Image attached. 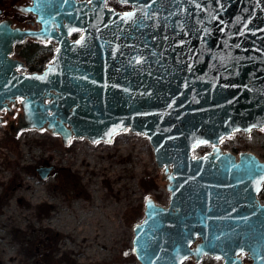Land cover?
Listing matches in <instances>:
<instances>
[{
  "label": "water",
  "instance_id": "95a60500",
  "mask_svg": "<svg viewBox=\"0 0 264 264\" xmlns=\"http://www.w3.org/2000/svg\"><path fill=\"white\" fill-rule=\"evenodd\" d=\"M116 1L129 7L28 0L14 5L27 25L0 18V110L20 108L8 128L44 127L62 143L146 136L168 199L146 195L132 225L140 264H264V160L219 146L264 127V0ZM26 39L53 42L38 71L12 55Z\"/></svg>",
  "mask_w": 264,
  "mask_h": 264
},
{
  "label": "rangeland",
  "instance_id": "374dc122",
  "mask_svg": "<svg viewBox=\"0 0 264 264\" xmlns=\"http://www.w3.org/2000/svg\"><path fill=\"white\" fill-rule=\"evenodd\" d=\"M27 1L0 0V18L23 26L11 6ZM19 113L16 105L0 114V264H140L131 251L132 225L142 217L146 195L163 205L168 199L146 136L126 129L108 141L71 136L62 143L44 127L10 130ZM221 146L264 158V129L237 131ZM39 165L52 166L43 178ZM201 259L188 257L185 264L221 261Z\"/></svg>",
  "mask_w": 264,
  "mask_h": 264
},
{
  "label": "trees",
  "instance_id": "16d2710c",
  "mask_svg": "<svg viewBox=\"0 0 264 264\" xmlns=\"http://www.w3.org/2000/svg\"><path fill=\"white\" fill-rule=\"evenodd\" d=\"M75 35V33H72ZM14 51L16 55L21 57L25 64V69L28 71H37L43 67V64L48 60L52 52L51 42H40L32 39H26L23 42L16 43L14 45ZM10 139L14 137V134L8 132ZM202 146L198 149L200 150ZM204 149V148H203ZM7 196H4L5 199ZM211 259L210 257H207ZM185 264V260L181 262Z\"/></svg>",
  "mask_w": 264,
  "mask_h": 264
},
{
  "label": "flooded vegetation",
  "instance_id": "af4514ba",
  "mask_svg": "<svg viewBox=\"0 0 264 264\" xmlns=\"http://www.w3.org/2000/svg\"><path fill=\"white\" fill-rule=\"evenodd\" d=\"M28 2V1H27ZM24 3H26V2H24ZM24 3H22V4H24ZM15 5V4H14ZM14 5H12L11 6V8L12 9H14L15 10V12H17V14L19 15V17H23V23H24V25L23 26H25V25H27V23H26V21L27 20H29V19H32L33 18V15L32 14H30V13H28V12H22V11H20V10H18V9H16V8H14ZM0 12H1V9H0ZM25 18H27V19H25ZM11 19V18H10ZM12 20V19H11ZM13 23V22H12ZM20 25V24H19ZM22 26V25H21ZM32 26H35V23L34 24H32ZM51 45H52V48H53V42H51ZM13 51H14V47H13ZM13 54V53H12ZM14 56H17V55H14ZM19 57V56H18ZM21 58V57H20ZM22 59V58H21ZM44 65V64H43ZM24 69H25V64H24ZM26 70V69H25ZM28 71V70H27ZM38 71V70H37ZM10 106H11V111L10 112H8V111H6L4 108L3 109H1L0 110V114L1 113H3V112H5V113H12V111H13V106H15V105H13V104H11L10 103ZM252 129V128H251ZM261 130L262 129H264V127L263 128H260ZM240 131V130H239ZM250 131V130H249ZM235 132H237V131H235ZM235 132H232V133H230V135H228V136H226V137H224L221 141H220V143H219V146H220V148H221V150H225V151H230V152H232V153H234V154H236L237 153V151H239V150H243V149H239V148H237V147H234V146H231V147H228V148H223L222 146H221V144L222 143H224V141L228 138V137H230L233 133H235ZM243 132V131H242ZM245 135H247L248 134V132H246V133H244ZM210 147V145L208 144V145H203L202 146V148L200 149L201 151H200V153H202L203 151H205V150H207L208 148ZM204 148V149H203ZM199 150V149H198ZM251 151V150H250ZM254 153V152H253ZM257 155V154H256ZM260 159H262V160H264V158L263 157H261V156H259V155H257ZM256 197H257V199H258V201L259 202H264V181L261 183V185H260V188L258 189V191H257V194H256ZM202 257H205V256H202ZM206 257H210L211 258V256H206ZM215 260L217 259L218 260V258H214ZM185 260V259H184ZM219 260H221V259H219ZM248 261V259L247 258H245L244 259V261ZM200 261H202V259H200L199 261H194V262H196V263H198V262H200ZM220 264H221V261H220Z\"/></svg>",
  "mask_w": 264,
  "mask_h": 264
},
{
  "label": "built area",
  "instance_id": "2783aa9c",
  "mask_svg": "<svg viewBox=\"0 0 264 264\" xmlns=\"http://www.w3.org/2000/svg\"><path fill=\"white\" fill-rule=\"evenodd\" d=\"M195 153H197V151H195Z\"/></svg>",
  "mask_w": 264,
  "mask_h": 264
},
{
  "label": "bare ground",
  "instance_id": "6f19581e",
  "mask_svg": "<svg viewBox=\"0 0 264 264\" xmlns=\"http://www.w3.org/2000/svg\"><path fill=\"white\" fill-rule=\"evenodd\" d=\"M131 133H133V132H131Z\"/></svg>",
  "mask_w": 264,
  "mask_h": 264
}]
</instances>
